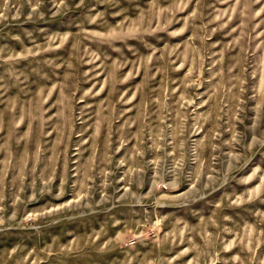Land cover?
Wrapping results in <instances>:
<instances>
[{"label": "rangeland", "instance_id": "1", "mask_svg": "<svg viewBox=\"0 0 264 264\" xmlns=\"http://www.w3.org/2000/svg\"><path fill=\"white\" fill-rule=\"evenodd\" d=\"M0 264H264V0H0Z\"/></svg>", "mask_w": 264, "mask_h": 264}, {"label": "built area", "instance_id": "2", "mask_svg": "<svg viewBox=\"0 0 264 264\" xmlns=\"http://www.w3.org/2000/svg\"><path fill=\"white\" fill-rule=\"evenodd\" d=\"M0 225H1V222H0Z\"/></svg>", "mask_w": 264, "mask_h": 264}]
</instances>
